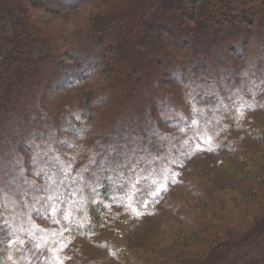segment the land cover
<instances>
[{"label": "rangeland", "instance_id": "374dc122", "mask_svg": "<svg viewBox=\"0 0 264 264\" xmlns=\"http://www.w3.org/2000/svg\"><path fill=\"white\" fill-rule=\"evenodd\" d=\"M167 1L172 2L0 0V234L4 248L18 247L26 264H194L202 259L197 253L202 237L221 228L240 234L247 220L264 216V58L259 57L264 43L255 33L259 25L247 24L246 41L223 55L229 65L212 59L205 81L224 68L231 83L225 92L211 91L217 98L207 113L196 104L190 83L157 67L154 78L162 83L149 105L157 122L152 143L158 146L144 159L134 147V177L129 187L104 199L103 229L71 234L72 219L79 216L68 182L97 162L112 128L127 116L116 96L135 70L130 59L125 65L118 61V52H132L136 28L152 16L149 3L156 2V10ZM249 1L262 10L264 0ZM109 17L113 25L97 29ZM161 37L183 63V50L171 34ZM16 38L25 40V54L11 61L8 50ZM40 58L47 62L39 71L27 66ZM82 68L87 77H79ZM24 81L29 90L22 88ZM147 136L143 131L134 140L140 144ZM44 157L51 177L60 170L67 184L37 194L36 185L46 181L38 162ZM21 173L24 185L28 182L23 192L12 181ZM139 188L145 189L142 197ZM16 197L14 213L4 205ZM3 258L1 264H13L8 253Z\"/></svg>", "mask_w": 264, "mask_h": 264}, {"label": "trees", "instance_id": "16d2710c", "mask_svg": "<svg viewBox=\"0 0 264 264\" xmlns=\"http://www.w3.org/2000/svg\"><path fill=\"white\" fill-rule=\"evenodd\" d=\"M28 1L45 2V0ZM249 2V0H172V2L167 1L165 9L163 8L164 5L161 4L156 10L154 9L156 2H153L154 4L149 3L148 10L152 16L136 28L137 33L133 34L132 52L130 54L118 52L117 57L118 61L123 62L124 65L128 64V59H130L129 61L135 70L134 73L126 75L124 87L121 88L122 93L120 96H116L119 100V106L124 112H127V116L119 123L120 125L112 128L113 131L109 135L106 149L100 153L97 162L96 160L92 162L88 168L81 171L78 177L68 182V185L70 184L69 186L72 187L70 192L73 197L69 198L77 202L75 205L77 211L74 214L76 217L79 216L76 221L72 219L74 226H71L70 230H72L73 236L103 229L107 212L105 200L107 201L110 194L115 196L119 190L129 187L128 183L133 179L132 173L135 171L133 161L138 160L131 158L134 147L138 149V153L135 155L137 154L139 159H144L150 148L158 146L156 143H152L157 122L151 114L152 104L149 105L152 103L150 102L152 101V91L160 90L159 85L162 83L160 76H157V79L154 78L157 73L159 75L157 67L161 66L164 70L163 74L169 78H176L181 83H190L189 86L192 88L190 92L196 104L204 107L207 113L212 101L217 98L216 93L211 91L217 89L220 92H225L226 87L231 83L227 79L224 68L219 69L217 74L212 73L215 74L212 80L205 81V75L211 71L212 59L217 56V59L226 60V66H228L230 59H224L226 56L223 57V55L228 48L237 50V47L246 41L249 31L246 27L247 24L259 25L255 33H257L259 40L264 43V6L262 10H256L253 5H249ZM175 16L178 17V21ZM112 21V17L102 20L98 23L97 29L98 27L107 28L109 25L111 27ZM136 22L139 20L136 19ZM164 31L170 33L176 45L183 50V63L179 62L163 44L161 34ZM16 40L18 39L16 38ZM24 41H15V46L8 50L11 61H15L18 59L17 57L20 58L21 55L25 54L22 53L26 47ZM259 57L260 59L264 58V49L260 51ZM89 58L88 56L85 60H89ZM45 62L47 61L42 58L36 63L30 60L27 66L35 65L39 71ZM54 64L56 65L55 60ZM82 69L78 72L79 77H87L86 68ZM37 73L38 75L42 74V72ZM37 73L33 76H36ZM52 81L53 77L50 82ZM23 83V89L29 90L31 88L27 87L26 81ZM167 97L165 98L168 99ZM161 101H164V98ZM154 103L158 105L156 101ZM37 105L38 103L35 105L36 111ZM23 115L27 120L29 115L22 112ZM143 131L149 136L143 140L144 143L139 144L134 139ZM36 148L40 149V146ZM178 148L180 149L181 146L176 144L175 151L179 150ZM169 153L168 155L171 156ZM48 160L45 157L38 159L39 169H42L40 171L43 175L45 174L46 181L44 185H36L35 193L37 194H41L47 188L51 190L67 184V180L65 181L66 178L62 177L60 170L58 173L54 169L53 178L51 177L49 173L52 168L47 164ZM177 160L178 155L175 152L172 157L173 164L178 162ZM41 167H46L47 170L44 171ZM12 181L20 188V192H23L24 189L27 190L28 182L24 185L22 173L21 177L15 175ZM20 192L18 191V194ZM137 193L139 197H142L145 189L139 188ZM20 196L22 197L21 193ZM6 203L4 206L10 207L15 213L18 210L20 198H6ZM245 225L244 231L240 234L224 233L221 228L222 230L219 229L210 236L202 237L198 243L200 248L198 246L197 250L202 259L194 264H264V216L250 218ZM1 237L0 234V264L4 260L3 257L7 258V253L11 256V259H8L13 264H26L18 247L12 246L10 249H5L3 237Z\"/></svg>", "mask_w": 264, "mask_h": 264}]
</instances>
